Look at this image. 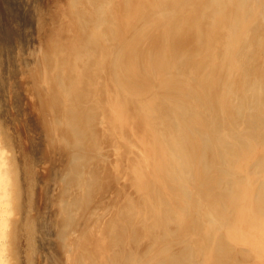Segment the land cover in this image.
I'll use <instances>...</instances> for the list:
<instances>
[{
	"label": "bare ground",
	"instance_id": "1",
	"mask_svg": "<svg viewBox=\"0 0 264 264\" xmlns=\"http://www.w3.org/2000/svg\"><path fill=\"white\" fill-rule=\"evenodd\" d=\"M109 1L110 0H66V8L64 6H63L64 7L63 8L62 5H58L59 7L57 9H56V7H57L58 3L57 2L52 3V4L57 3L56 7L54 8L57 11H55L53 9L52 13H51V15L52 14L54 15V12H56L55 13L56 17L53 19V21H54L53 24L57 25L55 27V29L56 28H60V29L65 28L64 30L65 31L67 30L68 36L66 39L63 38L64 36H62V39L59 42H57V41L54 42V45H51V43H53L52 41L48 42V40L45 39L47 41L46 44L51 45L50 47H47V49L49 48V51H47V54H49L51 57H49V55L46 57V60L44 61L46 63L45 69L48 68V69L53 70L55 72H58L60 74V75H58L59 78H57V82H55L54 84H56L55 86L60 89V93L62 95H64V98L62 97V99L66 98L67 101L64 100L66 103L61 99H60L61 100L60 101L59 97L58 98L54 97L55 100L52 99L58 103L62 102L59 104H63V102H64V104L60 106L61 107L60 109H58V107H57V106H59V104H56L57 110H55V111L58 112V110H59L58 115H59L60 119L65 121L68 118L66 116L70 115L67 113H73L74 116L76 115L75 121H77V126H79V127L76 128L75 130H73L74 133L70 130L68 131V133L72 132L71 133L72 137L70 136V134L68 135V133L66 132L68 135L66 137H69V138L71 137V142H70V139L67 138L68 143H71L72 146L73 145L76 146L79 143L85 142L87 140L88 141L86 143L87 144H88V142L90 143L89 140H91V141L94 140L96 131L99 132V130H97L95 128L96 125H98V126L102 125L101 127H102V130L104 132V135L110 137V139L111 138L113 139V136H114V139H116L115 136L117 135V132L119 131L120 133H119V135H117L118 139H116L117 143H119V140H120V143L117 146V148L119 150V153L117 152L118 153V155H117L118 160L116 161V164L113 162L114 163L113 169H115V165H116L117 173L114 172L113 169H112L113 171L110 172L111 170H109V169L111 166L109 167V169L104 168V165H105L104 160L105 159L103 160L104 165H101V168H103L102 172H104V174L106 175V178H107L106 181L108 183H110V185L112 186V189H113V186L115 185L116 180L118 179L119 175L129 176L131 179V182L135 184L133 186H136V190H137V192H139L138 194H139L140 198H139L138 203H136V201L138 199L135 201V203L129 202V201L127 203H125V205L122 206L120 211L118 213H116L117 215H116V218L113 220V222L110 221L111 223L110 222L108 223L109 226L106 227L107 228L106 229L107 230L106 231L107 232L106 233L107 238L104 239L102 237V235H100L102 238L99 240H96L97 242H96L95 247H93V249L95 248L94 250H95V252H97L96 253L98 255L97 257H98V259H100L99 261L97 260L98 261L97 263H92L91 258L86 256L87 254H85L86 257L82 256V258L80 257V259H76V260L72 259V262H73L72 264H264V74H261L259 72V71L263 72L264 69L262 68L263 71H262V69H259L257 71L259 73V75H257L258 73H255L256 75L252 73L253 75L258 76V77H256V79H253V78H255V76H251V74H250V77H252V80H249L246 76H243V78L241 80V82H243L244 84H246V86H248L247 88L249 89V93H250V96L252 97V101H253V104H252L253 108H252V106H250L251 112H247L245 118L242 119L244 122V126H245L246 122L248 125L247 126L248 128L245 126L247 128L246 129L247 133H244L245 136H247L248 138H246L245 136L244 137L246 139H249L250 141L252 140L251 142L254 141L253 142L254 146H252L251 142H247L248 140L243 139L240 136V134L238 133L239 137H241V138H237V141L240 144L245 146L246 152H247L246 153L243 150L244 152L242 154H240L242 152V149H241V151L239 153L240 158L237 159V160H239V159L241 160V162L240 161L239 162L242 164H240L239 162L238 163L240 165H242V167L247 168V170H244V168H243V170L246 172L245 177H243V178L241 176L237 177L236 175L234 178H229V177H227V175H228L227 170L226 169L224 170L222 167H220L219 166L220 164L216 165V156L219 154V152H216L217 155H215V145H214L215 143L210 138L203 137V134H202L203 132L201 130H197L202 135V136L200 135L201 139H202L201 145L196 146L194 144H190L187 141V139L184 136V131H183V128L181 125L182 122L179 121L181 119L180 118L181 115H183V117H184V112L179 113L181 110L179 105H181L180 103H182V101L180 100V102H177V100L171 96V95H174L176 93H179L180 89L183 92L184 90H188V88H186V87H194L195 89L197 88L200 91H202V90L204 91V94H203V91L201 93H199V94H202L203 97L205 96V93L208 94L207 96H209L210 98L207 97L206 99H210L213 101L215 96L217 98L216 94L218 91L217 90L218 85L215 82L219 79V74L215 71V69L218 70V68H216L218 66L221 67L222 69L225 66H227V67L229 66V68H228V71L230 70L229 74H231V72L233 73L235 71V70L233 71L235 66H236L235 69L239 70V65L241 64L240 63L241 61L239 62V60H238V62H239V65H238L237 57L239 59H240V57L238 55H236L238 53H235L236 51L234 52V50H236L237 48H240V50L243 52V50H242L243 48L240 47L239 44L241 43L242 45H244L242 43V40L244 42L245 39H242L241 36L245 37V35L247 34L248 31H246V33L244 35L241 34V31H244L243 28L246 26V24H250L251 22L259 20V21H263V22H260V24L263 25V23H264V0H197L196 3H194V1H189V0H168V2H167V0H133V1L130 0L129 2L130 3L132 2V4H133L132 14H130V15H132L131 17L135 16L137 19L139 18L138 20L140 21L139 23L141 25L140 29H138L140 32L138 30H136V33L134 32L135 34L140 33V35L137 36L136 38H134V40L132 38L135 35H132V34L127 35V32H129L130 28H129V30L127 29V27L125 29V23L124 22L120 23V20H119L120 16H118V18L113 17V11H112L113 9L111 7L112 6L111 4H112V2L115 3V1L114 0H112V2H109ZM120 1H118V2L120 3ZM124 1H126V0H124ZM118 2H117V4H118ZM63 3H65V2H63ZM59 4H60V2H59ZM49 5H51V4H49ZM123 5H126V4H123ZM128 6H130V5H128ZM229 6L230 7L232 6L234 8L237 6L238 10L235 11V10H233L234 9L233 8V9H231V11L232 10L233 11L229 12L230 11V9H229L228 10L229 14L228 13L225 14L224 10L225 9L227 10ZM120 7L119 8L117 7V8L120 9ZM113 8L116 9L114 6H113ZM65 9H68V10L66 11ZM118 9H117V11H118ZM117 11H116V13H120L119 12L120 10L118 12ZM123 11H121V12H123ZM129 11H130V9H129ZM122 14H124V13H121V15ZM126 14H127L126 17L128 16L127 19L129 20V12H127ZM240 15L242 16V18L244 16V19H246V20L241 19ZM114 16H115V14H114ZM116 16H117V14H116ZM123 16L120 17V19L124 18ZM238 16L240 18L239 19L240 21L237 20ZM135 17H133V18L136 19ZM42 18H40V19H42ZM43 19L45 20L46 18H43ZM125 20L126 19L124 18L123 21H125ZM46 21H48V20H46ZM50 21L53 22L52 20H50ZM50 21H48V22H50ZM233 21H236V22L238 21V22H237V24L236 23L234 24ZM247 21H248V23H247ZM53 24H50V25H53ZM206 24L208 25L207 28H205ZM216 25L218 26L217 27L218 31L215 30L217 33H212V31L215 29ZM150 26H152V28L154 27V30L153 29L150 30ZM40 27H41V24H40ZM48 28H51V26ZM52 28H53V26H52ZM183 29H188L189 31L190 30L191 31L196 30L194 32L195 35H196V32L198 33L196 36H199L200 32H201V35L199 36L200 38L196 37L195 35H192L193 36V38H192V36L190 35L191 36L190 40L191 41L194 40V41H198V42L200 40H204L205 41L204 44L202 43L203 45H199V47L202 46V47L214 48L216 52H213L212 58L217 59V60L219 59V63H220L219 64L218 61L215 60V61H217V65L215 66V64H214V66H213V64H212L213 62L211 61L212 58L205 60V64H206L205 67L207 68V69H205L207 71L206 75H204V76L199 75L201 78H199V76H197L196 78L193 77V79H192V80H194V83L199 82L200 79H202V78L204 79V81H201V83L197 87H195L194 85H191V83H189L187 81L186 82L183 81V79L185 80V78H183L181 75H185L186 73L182 74V72H181V75H179L176 78H173V75L176 74V72L174 71L175 73L173 75H170L172 77L168 76V78H166L167 77L166 75L171 73L173 68L175 69V67L178 66L179 69L186 70V68L188 69V66H190L192 60L194 59V56H196V58L197 57L200 58V56L203 55V53H206L205 51L207 49L204 48L205 51H202L203 53L201 54L199 52L201 49L197 46L198 44L194 41L191 43V45H194V43L197 44L196 46L200 50H198V49L193 50L194 47L191 48V46L189 45V48H191V50L188 49L189 52L186 51L187 46L185 47V45L183 44L185 42V41L183 42V40H184L183 37L185 36V39H186L187 38L186 35L189 33L186 32V35H185L183 32H181V31H184ZM47 30H49V29H47ZM50 31H52V29H50ZM157 31H159V32H157ZM180 32L183 35L180 34V36H179ZM45 33H46V31H45ZM45 33L43 31V34H45ZM54 33L55 32H53V34ZM41 34L42 33H40V36L37 35L40 38H38L37 36H36V38H38L40 40ZM63 34H65L64 31H63ZM211 34H213V35H211ZM46 35H47V33H46ZM52 35H49L48 37L50 38ZM181 35L183 37H181ZM177 36H179V37H177ZM251 36H254V34H252ZM45 37L46 36L44 35L43 39ZM143 37L147 38V39H145V42H146V40L148 42V39L151 38L149 40V42L151 41L155 44H156V42H158L157 39H160L161 42H162V40H164V41H166V43H168L170 40L171 43L170 44L168 43L169 45H164L165 48L163 47L162 49L156 48L155 50L153 49L151 51L149 49V51L146 53L143 51L140 52L141 50L140 49L138 50V48H139L141 39ZM209 37H212V39ZM53 38H55V36ZM58 38H60V37H58ZM175 38H177L178 40ZM240 40H241V42H240ZM249 40L248 41L246 40L245 42H249ZM61 41L63 42V44H65V46L62 44ZM235 43H237L238 45ZM67 44H69V46ZM189 44H190V41H189ZM150 45H152V44H150ZM234 45L235 46L237 45V48ZM144 46L145 45H143V49H144ZM196 46H195V48H197ZM244 46H246V44ZM148 47H149V45H148ZM157 47H158V45H157ZM183 48H185V49H183ZM41 49H42V45H41ZM169 49H171L172 52L169 51ZM182 49L185 50L186 52L181 51ZM211 50L212 49H208L207 51H211ZM167 51H169L171 53L168 52L169 55H166V54H168V53H166ZM48 52H50V53H48ZM138 52H140L139 54L141 56L140 61L136 57ZM179 52H180V54L182 52V54L180 56H178L180 58L182 56H184L185 53L186 54L189 53L188 55L185 54V56L187 57V61H189V60L191 61V62L190 61L188 62L190 64L187 67L183 66L182 64H178L179 61L177 62L178 57L176 54H179ZM258 52H259V49H258ZM208 53H210V52H208ZM53 56H56L55 60H52ZM208 56H210V55L208 54ZM207 57H205V58H207ZM201 58H200V61H201ZM260 58L262 59L264 57L261 56ZM260 58H259V60H260ZM182 60H183V58H182ZM262 60L264 62V59H262ZM198 61H199V59H198ZM263 62H262V64L264 66ZM202 63L204 65V62H202ZM142 65H144V67L146 68L145 71L141 69ZM195 65L196 64H194V66ZM202 66L196 67V68L202 69ZM237 66H238V69H237ZM90 67H92L90 73L88 71L86 72V69L88 70ZM240 67H241V65H240ZM32 68H33V66H32ZM167 68H169V70L171 69L170 72H167ZM189 68H191V66ZM139 69H141V72ZM37 70L38 69H36L35 71H37ZM189 70H191V69H189ZM196 71H198V70H196ZM218 71H220V69ZM222 71L224 72V70H222ZM226 72H227V70H226ZM150 73H153V74H150ZM199 73H201V71ZM222 73L220 75L221 76L220 81H224V82H222V84L224 83L223 85L227 86V83L229 84V82H231L232 79L231 80L228 79V76H227L228 73L227 74H222ZM241 73H240V75H241ZM38 74L40 75V73H38ZM49 74L51 76H53L52 73H49ZM85 74H88L87 77H85ZM189 74H187V76ZM191 74H193V72ZM233 74H235V73H233ZM237 74H238V72H237ZM237 74H235V75H237ZM41 75H42V73H41ZM45 76L48 78L47 75H45ZM51 76H49V77H51ZM161 76L164 79L162 78V80H159ZM239 76H237V77H239ZM53 78H54V76H53ZM227 79H228V81H227ZM236 80L239 81V79H236ZM39 82H41V81H39ZM83 82H86V84H85L86 89H87L86 91L81 89V85ZM183 82H185V83H183ZM47 83H49V82H47ZM50 83H51V80H50ZM180 83L184 84V86L182 88L180 87ZM234 83L237 84V82H234ZM234 83H233V85H234ZM51 84H53V83H51ZM237 86H238V84H237ZM225 88H227V87H224V89ZM239 88H241V87H239ZM218 89H220V88H218ZM224 89H223V91H221L222 90V86H221L220 92L221 93L224 92L226 90V89L225 90ZM39 90H41V89L39 88L38 91ZM49 90H50V88H49ZM54 90H52V91H54ZM72 90L74 91V93H71L73 95L69 99V97H68L70 94L69 92H71ZM235 90H237V89H235ZM230 91H232V89ZM230 91H228V92L230 93ZM25 92H26V90H25ZM232 92H234V89ZM242 92H245V91H242ZM39 93H40V91H39ZM41 93H42L41 95L48 96V92H46L47 94L44 93V91H42ZM49 93H54V92H51V90H50ZM56 93H54V94L56 95ZM190 93H193V92H189V95L191 97L192 94H190ZM194 93H196V92H194ZM225 93H226V91L220 95L223 96V94H225ZM32 94H34V93H32ZM36 94H37V92H36ZM61 94H59V96ZM233 94L234 93H230L229 95L233 96ZM49 95H51V94H49ZM177 95H176V97H177ZM238 95L239 94H237L235 96L236 98H227V95H226V98H227V100L229 99L230 101H233L232 106H234L233 103H235L236 108L239 111H241L243 106H244V103L248 99L247 98L248 96H246L248 94L246 93V95H245L246 97L244 99L238 98L237 97ZM242 95H244V93ZM181 96H182V94H181ZM195 96L193 97V99L196 98ZM182 97H184V96H182ZM182 97H181V99H182ZM211 97H213V98H211ZM39 98L41 99L42 97L39 96ZM223 98L225 100V97H223ZM34 99H36V98H34ZM43 99H44V97H43ZM45 99H47V98H45ZM178 99H179V97H178ZM47 100H49V103L51 104L50 97ZM217 100L215 99L216 102H217ZM229 100H228V102H229ZM25 101H27V100H25ZM41 101H42V104L45 103L44 100L41 99ZM215 101H213V102H215ZM221 101H222V99H221ZM194 102H196V101H194ZM223 102H225V101L218 103V105L223 103ZM185 103H186V101H185ZM185 103H183V104H185ZM229 103H231V102H229ZM183 104H182V106H183ZM188 104L186 103V106L187 107L189 106L188 108H191L194 105L193 101L191 104L192 106L188 105ZM196 104H198V103H196ZM200 104L201 103H199L198 106ZM213 105H215V104H213ZM40 106H41V104H40ZM43 106H45V104H43L41 107H43ZM52 106H53V104H52ZM52 106H50V109L52 112H54L53 110L56 108L54 107V109L52 110V108H53ZM222 106H224V105H222ZM228 106H230V105H228ZM216 107H218V106H216ZM219 107H221V106L219 105ZM206 108H207V106H206ZM206 108H205V111H206ZM37 109H39V108H37ZM207 109H209V108H207ZM41 110H42V108H41ZM45 110L48 112L50 111V110H47V108ZM184 110H186V109H184ZM189 110L187 112H189ZM202 110H204V109H202ZM220 110H222V112L221 111L220 112L223 113L224 110L223 109H220ZM192 111H193V113H192ZM195 111L196 110L193 109V110H191V113L194 114ZM210 111H212L211 108H210ZM40 112H38V113H40ZM65 112H67L66 113L67 115L65 114ZM201 112H203V111H201ZM213 112H214V110H213ZM43 113H46V112L43 111ZM208 113L212 114L211 112H208ZM224 113L222 115L227 116V114H224ZM241 113L243 114L244 111ZM31 115H32V113H31ZM37 115L40 116L41 113H40V115L39 114H37ZM53 115H52V117H53ZM58 115H56V117H58ZM195 115L196 114H194V116ZM202 115H204V114H202ZM48 116H50V114H48ZM71 116H73V115L71 114ZM207 116H211V115L205 116L206 118L209 119V117H207ZM219 116H221V115H219ZM59 117H58L57 121H53V123L56 125V128L62 127V126H60L61 120H59ZM203 117H201V118H203ZM47 118L48 117H46V119ZM53 118L56 119L55 117H53ZM199 118H198V121H202L204 119L203 118L201 120ZM226 118H228V117H226ZM208 119H205V120L209 122L210 119L209 120ZM195 120H196V117H195ZM198 121L196 120V123L195 122L194 123L199 124V125H204L203 123L205 121L202 123L201 122L199 123ZM50 123H51V119H50ZM62 123H64V122L62 121ZM72 123H74V122H72ZM207 124H209V123H207ZM18 125L19 124H17V126ZM57 125H59V126L57 127ZM235 125H237V123ZM239 125H242V122H241V124L239 123ZM98 126H97V128H98ZM190 126H191V124H190ZM206 127H208V126L206 125ZM52 128H53V126H52ZM71 128H73V127H71ZM191 128H192V126H191ZM222 128H223V126H222ZM225 128H227V127H225ZM229 128H231V127L229 126ZM237 128L238 129L240 128L238 131L243 129L241 127L236 126V129ZM62 129H64V128H61V130ZM66 129H67V126H66ZM232 129L234 130L233 127L231 128V130ZM100 130H101V128H100ZM225 131H226V129H225ZM241 131H240V133H241ZM206 132H207V128H206ZM217 133H218V131H217ZM231 133H233V132H231ZM65 134H63V135H65ZM238 134L235 136H238ZM241 134H243V133H241ZM100 136H101V134H100ZM108 137H103V138L108 139ZM63 139H65V138H63ZM194 139H195V137H194ZM96 140L99 141L100 137H99V139H96ZM102 142H100V144ZM25 143L28 144V142H25ZM96 143H98V142H96ZM103 143H106V142H103ZM103 143H102V145H103ZM110 144H106V145L109 146ZM240 144H239V146H240ZM255 144L257 145V147H255L256 146ZM102 145H100V147ZM106 145H105V147H106ZM237 145H235V146L237 147ZM53 146H54V144H53ZM87 146H89V145H87ZM244 146H242V147H244ZM31 147H32V145H31ZM37 147H39V146H37ZM96 147H97V145H96ZM114 148H116V147H114ZM222 148L224 149V147H222ZM108 149H109V147H108ZM94 150L92 149V151H94ZM239 150H237V151H239ZM252 151H254L253 152L254 154L252 153ZM43 152H45V151H43ZM88 152H86V153H88ZM236 153H238V152H236ZM3 154H4L3 152H0V206L5 203L3 201V199H4L3 196H4V192H5L4 189L6 186L9 185L8 177H7L6 173H4V171L2 170V165L6 164V160L2 156ZM99 154H100V152H99ZM140 154H142V156H140ZM89 155H88V157H90ZM230 156L232 157L233 155H230ZM28 157H30V156H28ZM85 158H86V155H85ZM85 158H84V160H85ZM81 160L79 158V161H81ZM97 161H99V159ZM91 162H93V161L91 160ZM91 162H89V163H91ZM100 162H102V161H100ZM229 162H231V160ZM80 163H82V162H80ZM227 163H228V161H227ZM29 164L27 166V170L29 171V174H32L31 173V167ZM88 164H87V166H88ZM221 164H222V162H221ZM78 165L74 164L73 168L71 169V172L69 173L70 181L72 182L75 179L76 181H79V184H81V183L87 184L89 189H92L93 185L91 183H88V180L85 179L84 173H82L83 171L82 172L79 171L80 169L78 168ZM83 165H81V166H83ZM224 165H225V162H224ZM232 165H234V163ZM91 166H92V164H91ZM98 166H100V165L98 164ZM63 167H64V165H63ZM197 167L202 168L205 171L201 172L197 169ZM236 167H237V165H236ZM238 167H239V165H238ZM210 168H213L214 170L211 171V175L209 174V175H207L206 178H204L203 176L205 174H203V173L209 172L208 170ZM241 169L240 170L238 169V171L241 172ZM87 173L85 172V174H87ZM235 173H237V172H235ZM104 174H102V177H104L103 176ZM47 176H49V175H47ZM125 176H123V177H125ZM113 180L115 181V183ZM127 181H128V179L126 180L125 184H127ZM121 183H120V181H119V183L117 182V184H119V186L121 185L120 188H124ZM132 183H130V185H132ZM130 185H128V186H130ZM189 185H192L196 189L194 191V194L196 192L197 195L202 197V199L204 198L203 201H204V205L206 207V210L203 213V215L206 217L207 223L203 224L204 223L203 220H205V219L201 215L202 221H199L200 223L197 221L198 222V225H197L198 230L196 229L197 231L193 232V233H190L188 231V227H187V222L190 220V218H192L191 216L193 214V213H191V216L189 214V208H190L191 202L188 204V206L185 202H182V201L178 202L177 201L178 196L173 195V192H172L173 189H176L179 191L185 190V188ZM66 186H61V187H66ZM133 186H131V187H133ZM194 188H192V189H194ZM38 189L40 190V188H38ZM98 190H100V189H98ZM165 190L168 193H166ZM190 190H191V188H190ZM74 191L76 193V190H74ZM78 192H80V191H78ZM89 192H90V190H89ZM110 192H111V190H110ZM176 192H178V191H176ZM124 193H125V190H124ZM131 193H133V192H131ZM117 196L119 197L118 194H117ZM121 197H122V195H121ZM37 198H38V196H37ZM124 198L125 197H123V200H124ZM35 199H36V197H35ZM183 199H184V197H183ZM184 200H186V199H184ZM40 202H42V201H40ZM40 202H38V203H40ZM123 202H125V201H123ZM8 203H10V202H8ZM34 203H36V202H34ZM38 203H36V204L38 205ZM8 206H10V205H8ZM40 209L42 210V207ZM3 210H4V208H3ZM38 210H39V207H38ZM192 211H193V209H192ZM43 212H45V211H43ZM199 213H197V214H199ZM39 214H41V211ZM231 215H233V216L231 217ZM44 217H46V216H44ZM195 217H197V216H195ZM195 217H193L194 220H196ZM230 217L234 218L235 220H228V219H231ZM3 218H4V216H3ZM64 218H65V216H64ZM66 218H67V216H66ZM36 219H37V217H36ZM5 220L7 221V219H5ZM5 220H4V222H5ZM110 220H112V219H110ZM67 223L69 224V222H67ZM220 223H221V225L224 223L223 224V226L225 225L224 228H226L228 226H231L230 228H233L234 237L231 239H230V237H228L229 240L228 239H226V240L231 241L232 243L234 242L232 244V246L230 245L234 251L229 250L226 246L223 247L222 245H220V242H218L217 237H216V234L218 233V231H217L218 229L215 230L214 226L217 224H220ZM1 224H2V222H1ZM204 225L206 228H204ZM4 226H8V225L4 224ZM194 226H196V224H194ZM2 228H4V227H2ZM2 228H1V230H2ZM227 229L230 230L229 228H227ZM6 230H7V227H6ZM18 230L20 231V229H18ZM228 230L225 229V231L224 232L222 231V232L225 233L226 236H228L229 234H231ZM214 231H215V234H214ZM3 232H5V231H3ZM232 233H233V231H232ZM174 234L180 235L182 237L188 236V239L183 240V241H186V244L184 247L178 248L176 250L173 249V246L175 245V243L170 240V237H171V235H174ZM3 235H4V233H3ZM76 235H79V233L78 234L76 233ZM5 237H6V234H5ZM69 237H70V235H69ZM7 238H9V237H7ZM18 238L20 240V239H23L24 237L19 236ZM74 238H76V237H74ZM23 240H25V238ZM73 240L74 239L72 238L71 241H73ZM77 240H79V239H77ZM77 240L75 241V244H73V246H74V249H75V247L76 248L78 247L80 250L79 243L77 242ZM7 241H8V239H7ZM29 241H30V239H29ZM66 242H67V240H66ZM70 244H71V242H70ZM27 245H28V248H32V244L30 242H27ZM68 245H69V243H68ZM141 245H142V249L139 250V246H141ZM196 245L198 247H200L199 249H201L203 253H200L201 250H199V249H198L199 250V252H198V250L196 249ZM73 246L70 247L71 250L69 248L70 253L72 252ZM20 248L21 247L19 245L18 251H20ZM77 249H75V250H77ZM237 249L239 250V252H237ZM66 251H67V249H66ZM75 252L77 253L78 251H75ZM70 253L68 254L69 256H70ZM90 253H93V251ZM58 254H60V253H58ZM80 254H79V256H80ZM96 254H94V255L96 256ZM75 255H73V256H75ZM196 255L201 256V258L197 259ZM20 257H22V256H20ZM56 259H57V257H56ZM1 260H2V258H1ZM3 262H6V264H7V260L6 261L3 260ZM0 264H2L1 261H0ZM28 264H30V263H28Z\"/></svg>",
	"mask_w": 264,
	"mask_h": 264
},
{
	"label": "rangeland",
	"instance_id": "2",
	"mask_svg": "<svg viewBox=\"0 0 264 264\" xmlns=\"http://www.w3.org/2000/svg\"><path fill=\"white\" fill-rule=\"evenodd\" d=\"M62 1L63 0H0V152L4 153L2 156L6 160V164L2 165V170L4 171V173H6V175L8 177V180H9V185L6 186L5 189L3 188L4 191H5L4 192V196H3L4 197L3 201L5 203L0 206V216H1L0 217V230H1L2 227L5 228V229L2 228V230L0 231V242H1L0 243V246H1L0 247V250H1L0 251V261L2 262V264H6V262H3V260H5V261L7 260V264H10V263L11 264H28V263H30V264H72L73 263L72 259H74V260L80 259V257L82 258V256H84V257L88 256L89 258H91L92 263H97L100 259H98V257H97L98 255L96 254L97 252H95V250H94L95 248L93 249V247H95V245H96V242H97L96 240H99L102 237L104 239L107 238V236H106V233H107L106 229L107 228L106 227L109 226L108 223L110 221L113 222V220L116 218V215H117L116 213H118L120 211V209L122 208L123 205H125V203H127L128 201L135 203V201L137 199L138 200L136 201V203H138L139 198H140L139 194H138L139 192H137L136 186H133L135 184L131 182V179H130L129 176L119 175L118 179L116 180V183L113 180L115 185L113 186V189H112V186L110 185V183H108L106 181V179H107L106 175L104 174V172H102L103 168H101V165L105 164L106 166L104 165V168H108L109 169V167L111 166L110 169H109V170H111L110 172H112L114 170V172L117 173L116 165H115V169L116 170L113 169L114 168L113 165H114V163L116 164V161L118 160L117 159V155L119 153V150H118L117 146L119 145L120 140H119V143H117L116 139H118L117 135H119L120 132L119 131L117 132V135L115 136L116 139H114V136H113V139L112 138L110 139V137L104 135V132H103L102 127H101L102 125L101 126L96 125V127L95 126L94 127L97 130H99V132L96 131L95 138H94L95 141L94 140H92V141L89 140L90 143L88 142V144H87L86 143L88 141L87 140L85 142L79 143L76 146H74V145L72 146L71 143H68L67 138H69V137H66V136H68L69 134L71 136V133L72 132L74 133L73 130H75L76 128L79 127V126H77V121H75L76 120V115L74 116L73 113L65 112V114L66 113L70 114L69 116L66 114L67 115L66 117H68L67 119L69 121L65 118L67 120V121L65 120L66 121L65 122L64 120L60 119V117L58 115L59 114L58 113L59 110H58V112L55 111V110H57V108H56L57 105L56 104L62 103V102H59V103L55 102L54 101L55 98L59 97V100L61 99L63 101L64 100L67 101V99L66 98L62 99V97L64 98V95H62L60 93V89L55 86L56 84H54L55 82H57V78H59L58 75H60V74L58 72H55V71L50 70L48 68L45 69V64L46 63L44 61L46 60V57L49 55V54H47V51H49V48L47 49V47H50L51 45H54V42H56V41L59 42L62 39V36H64L63 38H65V39L68 36L67 30L66 31L64 30L65 28H63V29L56 28L55 29V27L57 25L53 24L54 23L53 19L56 17V14H55L56 12L53 11L55 16L53 14L51 15L52 10L56 7L57 3L58 4H57L56 9L59 7L58 5H62V7L64 6L66 8V0L63 1L65 3H63ZM114 1H115L116 4L114 2H112V0L109 1V2H112V4H111L112 6L111 7L113 9L112 10L113 11V17L114 18H118V16L122 17L124 15L123 17L126 20L123 21L124 18L120 19V17H119L120 23H123V22L125 23V29H126V27H127L128 30L130 28L129 32H127V35H129V34L135 35L132 38L134 40V38H136L137 36L140 35V33H137V34H135V33H136V30L140 29L141 25L139 23L140 21L138 20L139 18L137 19L135 16H133V17L136 18V19H134L133 17H131L132 15H130V14H132V6H133L132 2L130 3L129 2L130 0H126L127 2L124 1V0H121V1L118 0V1H120V3L117 0H114ZM131 1H133V0H131ZM189 1H194V3L197 2V0H189ZM54 2H57V3L52 4ZM59 2H60V4H59ZM117 2H118V4H117ZM121 2L123 4H126V5H123ZM167 2H168V0H167ZM49 4H51V5H49ZM128 5H130V6H128ZM113 6L116 9H114ZM117 7L118 8L120 7V9H118ZM233 8L234 7H232V6L230 7L229 6L227 10L226 9L224 10L225 14H227V13L229 14V12H232L233 10H235V11L238 10L237 6L234 9ZM56 9H54V10L57 11ZM117 9H118V11L120 10L119 11L120 13H116ZM129 9H130V11H129ZM229 9H230V11L228 12ZM231 9H233V10L231 11ZM65 10L67 11L68 9H65ZM121 11H123V12H121ZM127 12H129V20L127 19L128 16L126 17V15H127L126 13ZM121 13H124V14L121 15ZM114 14H115V16L117 14V16L115 17ZM42 17L46 18V19L44 20ZM40 18H42V19H40ZM237 18H236L237 20L240 19L239 16ZM49 19L52 20L53 22H51ZM241 19L246 20V19H244V16H243V18L241 16ZM46 20H48L50 22H48ZM233 22H234V24L235 23L237 24L238 21L237 22L233 21ZM260 22H263V21L257 20V21L251 22V23L249 22L250 24H246V26L243 28L244 31H241V34H243V35L246 33V31H248L247 34L245 35V37L241 36L242 39H245L244 42H243L242 39L241 40H242V43L244 45L246 44V46H244V45H242L240 43L241 40H240V42L238 41L240 43L239 44L240 47L243 48L242 49L243 52L240 50V48H237V45H238L237 43H235V44H237L236 46L234 45L237 48V49L235 48L236 50H234V52L236 51L235 53H238L236 55H238L240 57V59L237 57V62H238V60H239V62L241 61L240 62L241 63L240 64L241 67H240L239 62H238L239 70H236L235 69L236 66H235L233 71L235 70L236 72L234 71L233 73L237 74V72H238V74L235 75L232 72H231V74H229L230 73L229 72L230 70L228 71L229 66L228 67L225 66L227 69L225 67L223 69L221 67H219V66L216 67V68H218V70L220 69V71L215 69V71L219 74V79L215 82L218 85V87H217L218 91H217V94H216L217 98L215 96L213 101H215V99L217 100L219 98L217 100V102L216 101L213 102L210 99H206L207 97L210 98L209 96H207L208 94L205 93V96L203 97L202 94H199L203 90L200 91L199 89H197V88L195 89L194 87H186V88H188V90H184L183 92L180 89L179 93L171 95L172 97H174L177 100V102H180V100L182 101V103H180L181 105H179L180 108H181L179 113L184 112V117H183V115H181V117L179 116L181 118L179 121L182 122L181 125H182L183 131H184V136L187 139V141L190 144H194L196 146L201 145L202 144V139H201L202 135L200 134L199 131H197V130H201L203 132L202 133L203 137L210 138L215 143L214 144L215 145V155H217L216 152H219V154L216 156V165L220 164L219 165L220 167H222L224 170L226 169L227 172H228L227 173L228 174L227 177H229V178H234L235 175L237 177L241 176L243 178V177H245V173H246L244 170H247V168L242 167V165H240V164H242V163H240L241 160L240 159L237 160L238 158H240V154H242L244 151L246 152L245 146L240 144L237 141V138H241V137L243 139L248 138L244 134V133H247L246 129L248 128L247 127L248 125H247V122H246L245 123V126L247 127L246 128L244 126V122H243L242 119L245 118L247 112H251V107L250 106H252L253 101H252V97L250 96L249 89L247 88L248 86H246V84L241 82V80H242L243 76H246L249 80H252V77H250V74H251V76H255L256 75L255 73H258L257 71L259 69H262V68L264 69V66L262 64V62H263L262 59H264V58H262V59L260 58L261 56L264 57V45H263L264 44V42H263L264 41V23H263V25H261ZM247 23H248V21H247ZM40 24H41V27H40ZM50 24H53V25H50ZM47 26L48 27L51 26V28H48ZM52 26H53V28H52ZM207 26L208 25L206 24L205 28H207ZM217 27L218 26L216 25L215 29L212 31V33H217L215 31V30L218 31ZM47 29H49V30H47ZM50 29H52V31H50ZM151 29L154 30V27L152 28V26H150V30ZM183 30L184 31H181V32H183L185 35H186V32L189 33V34L186 35V37H187L186 39H185V36L184 37L182 36L183 34L181 32L179 33V36H180V34H182L181 37L184 38L183 42L184 41L185 42L183 44L185 45V47L187 46L186 47L187 48L186 51L189 52L188 49L191 50L192 47L195 48V46L197 44H198L197 45L198 47H199V45H203L204 44V42H205L204 40H200L199 42L193 40L197 44L194 43V45H191V43L193 41L190 40V37L192 35H195L194 32L196 30L195 31H191V30L189 31L188 29H183ZM43 31H44V33L46 31L47 35H46V33L43 34ZM63 31H64L65 34H63ZM53 32H55V33L53 34ZM157 32H159V31H157ZM40 33H42V34H41V39L39 40L38 38H40V37H38V36H40ZM52 34L55 36L56 39L53 38L54 36ZM197 34L198 33L196 32V35ZM252 34H254V36H251ZM44 35L46 37L43 39ZM49 35H52L53 37L51 36L52 38L51 37L49 38L48 37ZM200 35H201V32H200ZM211 35H213V34H211ZM36 36L38 38H36ZM179 36H177V37H179ZM199 36H196V37H199ZM58 37H60V38H58ZM212 37H209V38L212 39ZM192 38H193V36H192ZM45 39L48 40V42L52 41L53 43H51V45H47L46 44L47 41ZM145 39H147V38L143 37L141 39V42H140V45H139V48H138V50L139 49L141 50L140 52L143 51V52L146 53V52L149 51V49H150V51L153 50V49L155 50L156 48L157 49H162L163 47L165 48L164 45H169L171 43L170 40H169V42L167 41L169 43L168 44L164 40H162V42H161L160 39H157L158 42H156V44H155V43H153L151 41L149 42V40L151 38L148 39V42H147V40L145 42ZM175 39H177V38H175ZM246 40L247 41L249 40L250 43L249 42H245ZM189 41H190V44H189ZM62 44H63V42H62ZM142 44L145 45L144 49H143V45ZM150 44H152V45H150ZM41 45H42V49H41ZM63 45L65 46V44H63ZM67 45L69 46V44H67ZM148 45H149V47H148ZM157 45H158V47H157ZM189 45L191 46V48H189ZM198 47L195 48V49L193 48V50L198 49ZM199 48L201 49V50L198 49V50H200L199 52L201 54L203 53L202 51H205L204 48H206L207 50L208 49H212L211 51H207L206 50L205 52L207 54L203 53V55L205 54L204 55L205 57H207L208 54L210 56L205 58L203 55H201L200 58L203 56L201 58V61H200V58H198V57L196 58V56H194V59L192 60V62L189 60L191 62V64L194 62L191 65L190 63H188L189 61H187V57L185 56L186 53L184 54L185 57L182 56L180 58L178 56H180L182 54V52H181V54L179 52V54H176L177 57H178L177 62L179 61L178 64H182L183 66H186V67L190 64L191 68H189L190 66H188V69L186 68V70H184V69L181 70L177 66V67H175V69L174 68L172 69L171 73L166 75L167 77L165 75L164 76L166 78H168V76L173 75L176 72V74L173 75V78H176L179 75H181V72H182V74L186 73L185 74L186 76L185 75H181L183 78H185V80L183 79V81H185V82L187 81V82L191 83V85H194L195 87H197L201 83V81H204V79L202 78V79H200L199 82L196 81L197 83H194V80H192L193 77L196 78L199 75H202V76L206 75L207 71L205 69H207V68L205 67V65H206L205 64V60L212 58L213 52H216L215 49L212 48V47L208 48V47L200 46ZM171 49H169V51L172 52ZM183 49H185V48H183ZM183 49L181 51L184 52L185 50H183ZM258 49H259V52H258ZM169 51H167L166 53H168ZM140 52H138L137 55H136V57H137V59L139 61L141 59V56L139 54ZM171 52H169V53H171ZM208 52H210V53H208ZM48 53H50V52H48ZM169 53L166 54V55H169ZM188 54H186V55H188ZM49 57H51V56L49 55ZM55 58H56V56H53L52 60H55ZM182 58H183V60H182ZM259 58H260L261 61L259 60ZM198 59H199V61H198ZM215 60H217V59H214V58L211 59V61L213 62V63L211 62L213 64V66H214V64H215V66L217 65V61L219 63V59L217 61H215ZM202 62H204V65H203ZM194 64H196V65L200 64V65L199 66L198 65L194 66ZM32 66H33V68H32ZM200 66H202V69L196 68V67H200ZM91 68L92 67H90L88 70L86 69V72L88 71L90 73ZM36 69H38L40 72L38 70L35 71ZM141 69L145 71L146 68L144 67V65H142ZM141 69H139L140 72H141ZM189 69H191V70H189ZM195 69L198 70V71H196ZM225 69L227 70V72H226ZM237 69H238V66H237ZM263 69H262V71H263ZM170 70H169V68H167V72H170ZM222 70H224V72ZM200 71H201L202 74L199 73ZM192 72H193V74H191ZM259 72L261 74H264V71L263 72L259 71ZM36 73L37 74L40 73V75L42 73V75H41L42 77L39 74L37 75ZM49 73H52L54 78ZM221 73L222 74H227L228 73L227 74L228 79L229 80L232 79L233 81L231 80V82H229V84L227 83V86H224L223 85L224 83L222 84V82H224V81H220ZM240 73H241V75H240ZM252 73L255 74V75H253ZM88 74H85V77H87ZM150 74H153V73H150ZM187 74H189V75L187 76ZM45 75H47L48 78ZM257 75H259V73ZM49 76H51L52 78L49 77ZM237 76H239V77H237ZM170 77H172V76H170ZM256 77H258V76H255V78H253V79H256ZM162 78L163 77L161 76L159 80H162ZM199 78H201V77L199 76ZM49 79L51 80V83H53V84L50 83ZM228 79H227V81H228ZM236 79H239V81L236 80ZM39 81H41V82H39ZM47 82H49L50 84L47 83ZM185 82H183V83H185ZM234 82H237L238 86L241 87V88H239L237 86V84H235ZM183 83L182 84L180 83V87L181 88L184 86ZM233 83H234V85H233ZM85 84H86V82L82 83L83 86L81 85V89L86 91L87 89H86V85ZM220 85L222 86V90H221V86ZM223 86L227 87V88H225L226 90L224 89ZM36 87L38 89L39 88L41 89V90H39L40 93H39V91H38V89ZM49 88H50L51 92H54V93L57 92L56 95L54 93H49V91H50ZM218 88H220V89H218ZM223 89L226 91V93L223 94V96H222L220 94L224 93L225 91L221 93L220 90L223 91ZM231 89H232V91L234 89V92L230 91ZM235 89H237V90H235ZM25 90H26V92H25ZM52 90H54V91H52ZM42 91H44V93L48 92V96L41 95ZM228 91H230V93H234L233 94L234 97L229 95L230 93ZM242 91H245V92H242ZM36 92H37V94H36ZM189 92H193V93L196 92L197 94L196 93H194V94L190 93V94H192V96L190 97ZM32 93H34V94H32ZM69 93L70 94H69L68 97L70 99V97L73 95L71 93H74V91L72 90ZM243 93H244V95H242ZM246 93L248 95H246ZM49 94H51V95H49ZM59 94H61V95L59 96ZM181 94L184 97H182ZM203 94H204V91H203ZM237 94H239L237 97L240 98V99H244L246 96H248L247 97L248 99L244 103V106H243L241 111H239L236 108L235 103H233L234 106H232V102L233 101H230L228 99L229 102H231V103H229L228 100H227V98H236L235 96ZM176 95H177V97H176ZM226 95H227V98H226ZM39 96H41L42 97L41 99L45 101V103H43V104H45V106H43V107H41L43 104H42V101L39 98ZM194 96L196 98L193 99ZM43 97H44V99H43ZM49 97H50V100H51V104L49 103V100H47V99H49ZM178 97H179V99H178ZM181 97H182L183 100L181 99ZM223 97H225V100H224ZM34 98H36V99H34ZM45 98H47V99H45ZM211 98H213V97H211ZM52 99H54V100H52ZM221 99H222V101H225V102L219 104L221 106V107H219L218 103L222 102ZM25 100H27V101H25ZM185 101H186L187 104L190 102L188 105H191L192 101H193V103H194L193 107L194 108L193 107L188 108L189 106L188 107L186 106ZM194 101H196V102H194ZM64 102H63V104H64ZM183 103H185V104H183ZM196 103H198V104L201 103L202 105L200 104L198 106V104H196ZM40 104H41V106H40ZM52 104H53V106H52ZM63 104H59V106H57L58 109H60L61 108L60 106L63 105ZM182 104H183V106H182ZM213 104H215L218 107H216ZM222 105H224V106H222ZM228 105H230V106H228ZM50 106L53 107L52 110L54 109V107L56 108V109L53 110L54 112L51 111ZM206 106L209 109H207ZM40 107L42 108V110H41ZM37 108H39V109H37ZM46 108H47V110H50L49 111L50 113L45 110ZM205 108H206V111H205ZM210 108H211L212 111H210ZM252 108H253V106H252ZM184 109H186V110H184ZM193 109L196 110L195 113H194V114H196L195 116H194V114H192L193 111L191 113V110H193ZM202 109H204V110H202ZM220 109H223L224 110L223 113L225 112L224 114H227V116L226 115L223 116L222 115L223 113H221L222 110H220ZM188 110H189V112H187ZM200 110L203 111L204 113L201 112ZM213 110H214V112H213ZM43 111L46 112V113H43ZM243 111H244V113L242 114L241 112H243ZM38 112H40L41 115ZM208 112H211L212 114H210ZM31 113H32V115H31ZM37 114H39L40 116H38ZM48 114H50V116H48ZM51 114L52 115L54 114L53 117H55L56 119H54ZM71 114L73 116H71ZM200 114L201 115L204 114L205 116L206 115H211V116H207V117H209L210 121L209 122L206 121L205 119H208V118H206L204 115L201 116ZM56 115H58L59 120H61L60 126H62V127H58L59 125H57L58 128H56V125L53 123V121H57L58 120V117H56ZM219 115H221V116H219ZM200 116L201 117L204 116L203 117L204 119L201 118ZM225 116L228 117V118H226ZM46 117H48V118L46 119ZM195 117H196L197 121H198L199 117H200L199 119H201V120L203 119L202 121H198V122L202 123V122L205 121L203 123L205 126L204 125L195 124L196 123ZM49 118L51 119V123H50V119ZM62 121L64 123H62ZM72 122H74V123H72ZM241 122H242V125H239V123L241 124ZM207 123H209V124H207ZM236 123H237V125H235ZM17 124H19V125L17 126ZM190 124H191L192 128H191ZM46 125L47 126L49 125V126L47 127ZM206 125L208 127H206ZM52 126H53V128H52ZM66 126H67V129H66ZM97 126H98V128H97ZM222 126H223V128H222ZM229 126L231 128L233 127L234 130L233 129L231 130V128H229ZM236 126L243 128V129H241L242 131L241 130L240 131L244 135L241 134L240 131H238L240 128L236 129ZM71 127H73V128H71ZM225 127H227L228 129L225 128ZM61 128H64V129L61 130ZM100 128H101L102 131L100 130ZM206 128H207V132H206ZM225 129H226L227 132L225 131ZM35 130L36 131L38 130L37 131L38 133ZM69 130L72 131V132L68 133ZM216 130L218 131V133H217ZM66 132L68 133V135H67ZM231 132H233V133H231ZM238 133L240 134L241 137H239ZM63 134H65V135H63ZM100 134H101L102 137L100 136ZM237 134H238V136H235ZM71 137L69 138L70 142H71ZM99 137H100V140H99L100 142H102V141L106 142V143L102 142L103 145L104 144L105 145L106 144H110V143L112 145L111 144L109 146L106 145V147H105V145L103 146L102 143L100 144V142L96 140V139H99ZM103 137H108V139L107 138L105 139ZM194 137H195V139H194ZM63 138H65V139H63ZM246 140H248L247 142H251L252 141V140L250 141L249 139H246ZM25 142H28V144L25 143ZM96 142H98V143H96ZM253 142H251L252 146H254ZM53 144H54V146H53ZM239 144H240V146H239ZM31 145H32L33 148L31 147ZM87 145H89V146H87ZM96 145H97V147H96ZM100 145H102V146L100 147ZM235 145H237V147ZM37 146H39V147H37ZM242 146H244V147H242ZM108 147H109V149H108ZM114 147H116V148H114ZM222 147H224V149ZM255 147H257V145ZM92 149L93 150L95 149V150L92 151ZM241 149H242V152L240 153ZM237 150H239V151H237ZM43 151H45V152H43ZM86 152H88V153H86ZM99 152H100V154H99ZM236 152H238V153H236ZM253 152L254 151H252V153ZM85 155H86V158H85ZM88 155L90 157H88ZM230 155H233V156L231 157ZM28 156H30V157H28ZM140 156H142V154H140ZM81 157L82 158L84 157L85 160H84V158L82 159ZM79 158H80V160L81 159L82 160L79 161ZM98 159H99V161H97ZM91 160L93 162H91ZM103 160H104L105 163L103 162ZM230 160H231V162H229ZM100 161H102V162H100ZM227 161H228V163H227ZM78 162L79 163L82 162V163L79 164ZM89 162H91V163H89ZM221 162H222V164H221ZM224 162H225V165H224ZM233 163H234V165H232ZM28 164L31 167V173L32 174H29V171L27 170ZM74 164H76V165L79 164L78 165V168L80 169L79 171L80 172L83 171L82 173H84L85 179L88 180V183H91L93 185L92 189H89L87 184H82V183L79 184V181H76L75 179L72 182L70 181L69 173L71 172V169L73 168ZM87 164H88V166H87ZM91 164H92V166H91ZM98 164L100 166H98ZM63 165H64V167H63ZM81 165H83V166H81ZM236 165H237V167H236ZM238 165H239V167H238ZM243 168H244V170H243ZM197 169L199 171H201V172L205 171L202 168H198L197 167ZM238 169L239 170L241 169L242 173L240 171H238ZM212 170H214V169L210 168L208 170L209 172H204L203 174H205V175L203 177L206 178L207 175H209V174L211 175V171ZM85 172L86 173L88 172V173L85 174ZM235 172H237V173H235ZM102 174H104L103 175L104 177H102ZM47 175H49V176H47ZM123 176H125V177H123ZM127 179H128L127 184H125ZM119 181H120V183L122 182L121 184H122V186L124 188H120L121 185L119 186V184H117V182L119 183ZM130 183H132V185H130ZM128 185H130V186H128ZM61 186H66V187H61ZM131 186H133V187H131ZM38 188H40V190ZM190 188H191V190H190ZM192 188H194V187L192 185H189V186H187L185 188V190L179 191V190L173 189V191H172L173 195L178 196L177 197V201L178 202H181V201L185 202L187 204V206L191 202L190 203V208H189V214H190V216H191V213H193V214L191 216L192 218H190V220L187 222L188 231L190 233L196 232L198 230V226L197 225H198L199 221H202L201 220L202 216L205 219V220H203L204 221L203 224L207 223L206 217L203 215V213L206 210V207H205L204 201H203L204 198L202 199V197L197 195L196 192L194 194V191L196 189L195 188L192 189ZM98 189H100V190H98ZM74 190H76V193H75ZM89 190H90V192H89ZM110 190H111V192H110ZM124 190H125V193H124ZM78 191H80V192H78ZM176 191H178V192H176ZM131 192H133V193H131ZM165 192L168 193L166 190H165ZM117 194L119 195V197L117 196ZM121 195H122V197H121ZM37 196H38V198H37ZM35 197H36L37 200L35 199ZM123 197H125L124 200H123ZM183 197L186 200H184ZM40 201H42L43 203L40 202ZM123 201H125V202H123ZM8 202H10V203H8ZM34 202H36V203L40 202V203H38L39 206L36 203H34ZM8 205H10V206H8ZM38 207H39V210H38ZM41 207H42V210L40 209ZM3 208H4V210H3ZM192 209H193V211H192ZM40 211H41V214H39ZM43 211H45V212H43ZM197 213H199V214H197ZM3 216H4V218H3ZM44 216H46V217H44ZM64 216H65V218H64ZM66 216H67L68 219L66 218ZM195 216H197L198 218L195 217ZM232 216L233 215H231V217ZM36 217H37V219H36ZM193 217H195L196 220H194ZM5 219H7V221ZM110 219H112V220H110ZM4 220H5V222H4ZM65 220L67 222H69V224ZM228 220H235V219L231 218V219H228ZM1 222H2V224H1ZM4 224L8 225V226H4ZM194 224H196V226H194ZM223 224L221 225V223H220V224H217V225L214 226L215 230L218 229L217 230L218 233L216 234L217 240H218V242H220V245H222L223 247L226 246L229 250L234 251L232 249V247H231L234 242L232 243L231 241H228L229 240L228 237H230V239L234 237V230H233V228H230L231 226H228V227L224 228L225 225L223 226ZM6 227H7V230H6ZM204 228H206L205 225H204ZM227 228H229L230 230H228ZM18 229H20V231ZM225 229L228 230L231 234L226 236L225 233H223L225 231ZM3 231H5L6 233L3 232ZM232 231H233V233H232ZM3 233H4V235H3ZM76 233L77 234L79 233L80 236L76 235ZM5 234H6V237H5ZM68 234L70 235V237H69ZM214 234H215V231H214ZM100 235H102V237ZM19 236L24 237L25 240H23L24 238L19 240V238H18ZM179 236L180 235L174 234V235H171V237H170V240L175 243V245L173 246L174 250L184 247L185 244H186V241H183V240L188 239V236H185V237H182V236L179 237ZM7 237H9V238H7ZM71 237L74 239L73 241H71V239H72ZM74 237H76V238H74ZM6 238L8 239V241H7ZM29 239H30V241H29ZM77 239H79V240H77ZM226 239H228V240H226ZM66 240H67V242H66ZM76 240L79 243V247H80L81 251L79 250L78 247H77L78 249L75 247V249H77V250L74 249L73 244H75ZM27 242H30L32 244V248H28ZM70 242H71V244H70ZM68 243H69V245H68ZM18 244L21 247L20 251H18V247H19ZM71 246H73V247H72V252L70 253V250H71L70 247ZM69 248H70V250H69ZM199 248L200 247H198L196 245V249L198 250ZM66 249H67V251H66ZM140 249H142V245L139 246V250ZM74 250L78 251V252L76 253ZM199 250H201V249H199ZM199 250H198V252H199ZM92 251H93V253H90ZM237 252H239L238 249H237ZM58 253H60V254H58ZM69 253H70V256L68 255ZM200 253H203L202 250L200 251ZM79 254H80V256H79ZM85 254H87V255L85 256ZM94 254H96V256ZM73 255H75V256H73ZM20 256H22V257H20ZM56 257H57V259H56ZM196 257H197V259L201 258V256H199V255L198 256L196 255ZM1 258H2V260H1Z\"/></svg>",
	"mask_w": 264,
	"mask_h": 264
}]
</instances>
